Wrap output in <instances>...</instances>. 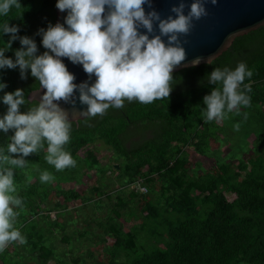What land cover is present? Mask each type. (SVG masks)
Here are the masks:
<instances>
[{"label": "trees", "instance_id": "trees-1", "mask_svg": "<svg viewBox=\"0 0 264 264\" xmlns=\"http://www.w3.org/2000/svg\"><path fill=\"white\" fill-rule=\"evenodd\" d=\"M20 9L12 8L7 16L0 15V49L7 47L10 34H3L2 26L19 28L18 37L27 36L37 45V55L46 50L42 45L40 29L55 26L57 0H18ZM19 39L12 42L5 57L15 61V51L21 49ZM51 54V53H50ZM243 62L252 71L244 85L251 87L246 93L252 104L264 108V26L246 36L236 39L233 46L211 64L192 67L172 73V91L168 98L150 104L125 101L121 109L109 108L103 116L72 123L70 141L64 146L75 161L79 153L92 143L102 141L117 152L127 163L121 166L125 177L135 181L142 176H159L166 184L156 201L146 203L142 228L155 235L165 237L157 244L135 256L130 263L123 264H264V157L259 155L237 168L225 159L217 161L219 171L202 176L199 193H188L177 175L175 144L195 145L207 142L211 122L201 115L205 110L203 97L221 84H210L208 77L215 68L234 70ZM27 79H21L20 70L0 69V83L7 87L0 91V118L7 112L3 95L23 90L28 103L20 107L27 113L36 101L30 102L28 95L38 89L39 82L27 70ZM264 114V113H263ZM262 119L264 117L261 115ZM261 120V121H263ZM202 126L203 130L200 131ZM13 130L0 131V149H5ZM213 135V134H210ZM262 139L264 144V127ZM47 145L35 154L25 157L28 163H45ZM16 158V156H13ZM90 167L100 163L94 151H85ZM29 166V164L27 165ZM30 167V166H29ZM72 168V167H71ZM71 168H66L69 170ZM244 172L241 180L240 173ZM171 177H175L170 181ZM35 191L37 185H29ZM64 192V191H63ZM227 193L237 195L234 202L228 201ZM66 200L77 197L74 190L64 192ZM115 248L129 249L124 230Z\"/></svg>", "mask_w": 264, "mask_h": 264}, {"label": "clouds", "instance_id": "clouds-1", "mask_svg": "<svg viewBox=\"0 0 264 264\" xmlns=\"http://www.w3.org/2000/svg\"><path fill=\"white\" fill-rule=\"evenodd\" d=\"M217 4V0H194L187 15L183 0L179 6L171 8L175 14L161 19L156 11L145 12L144 5L152 8V0H58L56 8L67 11L65 24H51L47 30L40 29L42 45L48 50L37 55V45L33 39L18 37L19 28L3 24V34H10L7 47L0 49V69L20 70L21 79H27V70L46 91L38 103L32 104L27 113L20 107L28 103L23 90L5 93L2 102L7 112L0 118V131L5 134L14 131L5 149H0V252L10 244H26L15 223L23 211V201L16 195L14 169L26 166L25 157L37 153L47 145L45 160L56 171L76 166V161L64 149L70 141L72 123L66 110L59 102L76 104L75 93L79 92V102L86 105L80 115L85 121L103 116L109 108L121 109L125 101L150 104L155 100L168 98L172 91L173 70L186 60V51L180 36H187L193 20L199 21L208 12L205 4ZM20 9L18 0H0V15L7 16L12 8ZM154 21L158 22L159 35L153 33ZM143 28L148 34H142ZM161 37H167L165 43ZM19 39L21 49L15 51V61L5 57L11 44ZM51 53V54H50ZM61 58H67L74 65H82L91 85L86 81L77 85ZM209 58L207 63L211 64ZM200 58L192 61L196 66ZM252 71L240 62L234 70L215 68L208 77L210 84H221L203 97L206 106L202 112L206 122H219L240 107H250L249 85L238 91ZM7 84L0 83V91ZM247 113H245V118ZM236 130L239 125H236ZM16 156L18 158H13ZM54 177L44 171L40 175L42 183L51 182ZM143 191V189H142Z\"/></svg>", "mask_w": 264, "mask_h": 264}, {"label": "rangeland", "instance_id": "rangeland-1", "mask_svg": "<svg viewBox=\"0 0 264 264\" xmlns=\"http://www.w3.org/2000/svg\"><path fill=\"white\" fill-rule=\"evenodd\" d=\"M263 113L258 103L240 107L238 114L234 110L224 120L212 121L207 142L173 146L172 164L177 165L186 192L199 193L196 184L207 173L219 171L218 160L227 159L238 169L255 156L264 157V144L258 141L263 138ZM85 151H94L100 163L90 167ZM79 155L81 159L69 170L56 171L47 162L35 165L28 161L25 168L14 169L16 195L23 201V211L14 209L20 212L14 226L27 243L10 244L0 252V264H123L164 242L165 237L142 228L146 203L158 200L166 187L162 179L152 175L130 181L121 170L127 160L99 140ZM44 171L54 177L51 182L40 181ZM238 173L242 180L244 172ZM32 184L37 190L29 187ZM70 190L77 197L66 200L64 192ZM226 198L234 202L237 195L227 193ZM121 228L128 235L126 250L115 248L123 234L118 231Z\"/></svg>", "mask_w": 264, "mask_h": 264}, {"label": "water", "instance_id": "water-1", "mask_svg": "<svg viewBox=\"0 0 264 264\" xmlns=\"http://www.w3.org/2000/svg\"><path fill=\"white\" fill-rule=\"evenodd\" d=\"M180 2L181 0H152V8H149L145 4L144 9L146 13L156 11L161 19H166L168 16L175 18V14L171 12V8L179 6ZM183 2L186 5L184 14L187 15L190 5L194 0H183ZM205 7L208 15L199 21L193 20L194 26L190 33L187 36H180L181 44L186 51V60L175 68L173 73L208 64L207 61L209 58L213 62L227 52L237 38L246 36L264 26V0H217L216 5H212L209 2L205 4ZM56 13L55 25L59 23L67 27L65 24L67 11L61 12L56 9ZM138 31L142 34H148L143 28L138 29ZM148 35L150 38L159 35L157 21H154L153 33ZM161 39L167 43V37H161ZM197 58H200V63L193 66L192 61ZM61 59L68 71L75 76L74 83L79 85L87 81L91 85L95 82V76H92L91 80H89L82 65H74L67 58ZM45 91V89L40 87L33 90L28 95V100L30 102H39ZM74 95L76 97L74 107L71 104H65L63 101H60L59 105L67 111L70 122L78 124L79 121L85 119L80 115V112L86 111L87 106L79 102L78 91Z\"/></svg>", "mask_w": 264, "mask_h": 264}]
</instances>
